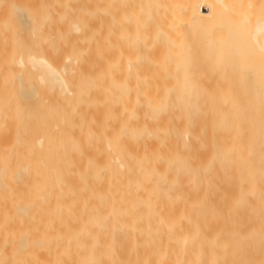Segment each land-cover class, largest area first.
Segmentation results:
<instances>
[{
    "label": "bare ground",
    "instance_id": "1",
    "mask_svg": "<svg viewBox=\"0 0 264 264\" xmlns=\"http://www.w3.org/2000/svg\"><path fill=\"white\" fill-rule=\"evenodd\" d=\"M0 264H264V0H0Z\"/></svg>",
    "mask_w": 264,
    "mask_h": 264
}]
</instances>
